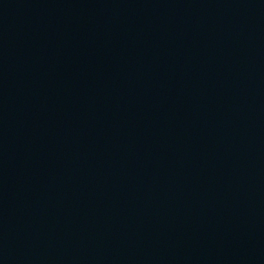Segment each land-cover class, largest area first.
Wrapping results in <instances>:
<instances>
[{
	"label": "water",
	"instance_id": "1",
	"mask_svg": "<svg viewBox=\"0 0 264 264\" xmlns=\"http://www.w3.org/2000/svg\"><path fill=\"white\" fill-rule=\"evenodd\" d=\"M0 264H264V0H0Z\"/></svg>",
	"mask_w": 264,
	"mask_h": 264
}]
</instances>
